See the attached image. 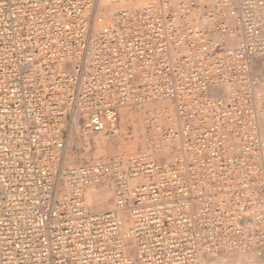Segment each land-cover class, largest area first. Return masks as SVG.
Masks as SVG:
<instances>
[{"label": "built area", "instance_id": "built-area-1", "mask_svg": "<svg viewBox=\"0 0 264 264\" xmlns=\"http://www.w3.org/2000/svg\"><path fill=\"white\" fill-rule=\"evenodd\" d=\"M97 2L0 0V264H264V0ZM148 104L139 151L67 165Z\"/></svg>", "mask_w": 264, "mask_h": 264}, {"label": "rangeland", "instance_id": "rangeland-1", "mask_svg": "<svg viewBox=\"0 0 264 264\" xmlns=\"http://www.w3.org/2000/svg\"><path fill=\"white\" fill-rule=\"evenodd\" d=\"M109 1H110V4H112V5L114 4L113 6H116V9L114 7V12L111 14L112 16L108 15V18L110 17L109 19L107 18V16H103V13L100 12V7H99L100 6L99 2H101L100 0H98L96 8H97L98 14L102 15L105 18V20L107 19V20L112 21L115 14H117L122 9L137 10V9L143 7L144 5H146L150 2H153L155 0H136L137 2L138 1L142 2V3L140 2L141 4L138 6H132L133 1H134V3L136 2L135 0H109ZM197 1L199 3H202V2H207L209 0H197ZM130 3H131V5H130ZM254 71L259 76L264 78V65L262 64L261 61H258L254 64ZM156 105H152V107H154ZM152 107L150 105H147L143 108L141 107L142 112H140V113H139V108L131 107L133 109V117L130 118L127 116L126 117L127 118L126 123L128 125H127V127H125V129H121V123H122V120L125 116L124 112H126V109H124L123 111H121L119 119H118L116 125L113 127L114 128L113 130L111 128L104 133L95 134V135H98V137H103L105 139V143H103L101 145V149H100L101 153L97 157H94V150L90 146H83L82 148H77L74 151L72 141L74 139L73 133L76 130H80V132L82 134H92L93 135V133H87V132L83 131L81 127H77L78 129L74 128V130L69 135L66 158H67V161L70 162V164L67 163V165H70V166L71 165H78V164L85 163V162H92V161L101 160L103 158H124L128 155L134 154L135 152L139 151L142 147H144L145 137H146L145 132H144L143 127H142V120L145 116L146 111L151 109ZM137 113H139V115H137ZM261 129H262V133L264 135V117L261 121ZM113 131H115V133ZM74 153H76V154L74 155ZM84 154H86L87 156H85ZM91 189H93L94 191L96 190L95 193L96 192L98 193L100 191L102 193V192H106L105 190H107L108 191L107 193H111L110 195H112L110 184H105V185L102 184L99 186L88 188L86 191H89ZM85 199H86V194H85ZM112 201H113V198H112V196H110L109 204L107 207L108 209L106 208L105 210H103L101 212H105L107 210H110L112 208ZM86 202H87V200H86ZM89 209L91 210L90 206H89Z\"/></svg>", "mask_w": 264, "mask_h": 264}, {"label": "bare ground", "instance_id": "bare-ground-1", "mask_svg": "<svg viewBox=\"0 0 264 264\" xmlns=\"http://www.w3.org/2000/svg\"><path fill=\"white\" fill-rule=\"evenodd\" d=\"M100 1H101V2H99L100 6L99 5L98 6L100 7V12L103 13V16H107V18H108V15L112 16L111 14L114 12V7L116 9V6H113L114 4L113 5L110 4L109 0H100ZM140 2L141 1H138V2L136 1L135 2L136 4H135L134 1H133L132 6H138V5H140L142 3V2L141 3ZM130 5H131V3H130ZM96 12H97L96 13V16H97L96 20H98V22H96V24H95L96 26H101L102 24H110L111 23V20H107L106 19L107 20L106 21L105 18L102 15L98 14L97 8H96ZM148 105H150L152 107V104H148ZM154 105H156V104H154ZM157 105H156L157 107L162 106L160 104H157ZM145 106H147V105H145ZM145 106L144 105L135 106L134 108H139V113H140V112H142V108L145 107ZM125 109H126V112H124L125 116H124V118L122 120V123H121V129H125V127H127V125H128L126 123V121H127L126 117L127 116L130 117V118L133 117V109L132 108H130V109L129 108H125ZM139 113H137V115H139ZM113 129L114 128H112V130ZM113 132L115 133V131H113ZM95 134H101V133H93V135L92 134H82L80 132V130H76L73 133L74 139L72 141V145L74 147V151H75V149L82 148L83 146H90L94 150V157H97L101 153L100 152L101 145L103 143H105V139L103 137H98V135H95ZM75 154L76 153H74V155ZM84 155L87 156L86 154H84ZM103 159H105V158H103ZM67 163L70 164L69 161H67ZM102 184H104V185L105 184H110V182H105V183H102ZM102 184H100V185H102ZM89 188H92V187H89ZM91 190L85 192L87 204L90 206V208H91L93 213H100L101 211L105 210L108 207L110 196H112V195H110L111 193H107L108 192L107 190H105L106 192H102V193H101V191L98 192V193L97 192L95 193L96 190L95 191L93 189H91ZM111 191H112V188H111Z\"/></svg>", "mask_w": 264, "mask_h": 264}]
</instances>
